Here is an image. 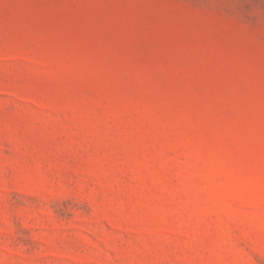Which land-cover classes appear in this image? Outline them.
Returning <instances> with one entry per match:
<instances>
[{"label":"rangeland","instance_id":"1","mask_svg":"<svg viewBox=\"0 0 264 264\" xmlns=\"http://www.w3.org/2000/svg\"><path fill=\"white\" fill-rule=\"evenodd\" d=\"M0 264H264V0H0Z\"/></svg>","mask_w":264,"mask_h":264}]
</instances>
